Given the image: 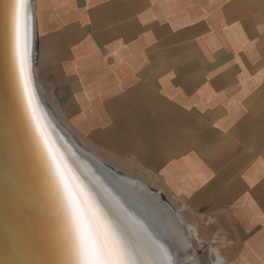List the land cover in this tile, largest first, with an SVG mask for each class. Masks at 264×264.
<instances>
[{"label":"crops","instance_id":"obj_1","mask_svg":"<svg viewBox=\"0 0 264 264\" xmlns=\"http://www.w3.org/2000/svg\"><path fill=\"white\" fill-rule=\"evenodd\" d=\"M34 4L38 85L74 139L177 204L223 264H264V0Z\"/></svg>","mask_w":264,"mask_h":264},{"label":"bare ground","instance_id":"obj_2","mask_svg":"<svg viewBox=\"0 0 264 264\" xmlns=\"http://www.w3.org/2000/svg\"><path fill=\"white\" fill-rule=\"evenodd\" d=\"M14 5L15 0H0V184L6 194L0 206L7 236L0 253L10 252L8 264H72L65 250L63 211L50 162L18 85ZM34 5V0H29L27 23L37 117L72 173L115 205L134 213L153 237L164 243L177 264H223L220 256H212L217 254L214 246L195 257V249L205 244L196 227L149 183L120 173L82 147L46 105L34 64Z\"/></svg>","mask_w":264,"mask_h":264},{"label":"snow or ice","instance_id":"obj_3","mask_svg":"<svg viewBox=\"0 0 264 264\" xmlns=\"http://www.w3.org/2000/svg\"><path fill=\"white\" fill-rule=\"evenodd\" d=\"M29 0H15L13 45L18 85L50 162L64 217L65 250L72 264H177L164 243L130 210L88 187L74 175L37 117L31 75ZM239 27V25H234Z\"/></svg>","mask_w":264,"mask_h":264},{"label":"rangeland","instance_id":"obj_4","mask_svg":"<svg viewBox=\"0 0 264 264\" xmlns=\"http://www.w3.org/2000/svg\"><path fill=\"white\" fill-rule=\"evenodd\" d=\"M139 179H140V178H139ZM147 183H148V182H147ZM149 186H150V184H149ZM150 187H151V186H150ZM151 188H152L154 191H158L155 187H151ZM159 192H160V191H159ZM161 197L163 198V200H164L165 202H167L169 205H171V207L174 208V210H176L177 212L181 213V215L184 216V219H185L186 221H188L189 223L193 224V225L196 227L199 236L205 241V244H203V245H201V246H199V247H197V248L195 249V251H194V252H195V257H199V256L203 255L205 252L208 251V249H209L211 246L217 247V246L214 245L213 243H209V240H208L207 238L204 237V235H203L202 232H201V228L199 227V223H198L197 221H195V220H190L188 217H186V216L183 214V212L181 211L180 207H179L177 204H175V203H173V202H170L166 197L162 196V194H161ZM217 249H218V247H217ZM211 255H212V254H211ZM212 256H213L215 259H217V256H215V254L212 255Z\"/></svg>","mask_w":264,"mask_h":264},{"label":"water","instance_id":"obj_5","mask_svg":"<svg viewBox=\"0 0 264 264\" xmlns=\"http://www.w3.org/2000/svg\"><path fill=\"white\" fill-rule=\"evenodd\" d=\"M5 197H6V194L4 192H2V185L0 184V203H1L2 199L5 200ZM4 220H5V216L3 213V208L0 206V249H1L2 243L5 240H7L6 231H5V227H4V222H5ZM9 258H10V252L6 253V252L1 251V253H0V264H8Z\"/></svg>","mask_w":264,"mask_h":264}]
</instances>
